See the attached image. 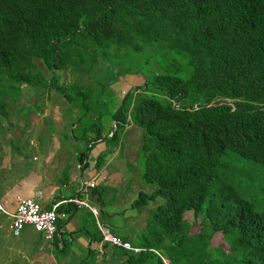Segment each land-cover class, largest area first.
<instances>
[{"label": "trees", "instance_id": "1", "mask_svg": "<svg viewBox=\"0 0 264 264\" xmlns=\"http://www.w3.org/2000/svg\"><path fill=\"white\" fill-rule=\"evenodd\" d=\"M159 48L160 71L137 68L143 83L102 113L113 132L85 125L111 141L129 123L142 131L148 190L134 207L148 217L122 240L144 249L113 254L119 264H264V197H248L234 177L249 162L264 170V0H0V116L21 109L23 89L43 98L55 87L70 102L64 72L81 82L115 63L98 84L109 87L135 72L126 53Z\"/></svg>", "mask_w": 264, "mask_h": 264}, {"label": "crops", "instance_id": "2", "mask_svg": "<svg viewBox=\"0 0 264 264\" xmlns=\"http://www.w3.org/2000/svg\"><path fill=\"white\" fill-rule=\"evenodd\" d=\"M49 92L44 94L47 98L43 99L44 110L39 106L27 116L20 114L23 123L9 126L19 129L13 138L19 144L16 151L0 138V203L5 211L12 213L16 209V196L33 197L40 190L44 207L60 203L56 231L47 239L32 226L25 225L14 235L9 228L10 216L0 210V264H89L90 261L119 264L124 256L113 254L115 247L102 243V236L100 241H95L92 234L97 231L101 235L98 227L101 224L120 239L134 240L145 224L146 205L134 207L136 198L148 190L142 183L138 164L142 131L134 123L126 124L116 141L104 137L94 139L95 131L87 132L85 126L75 136L73 129L79 128L78 123L75 126L70 123L68 133L45 131L44 121L49 115L58 122L59 128L62 125L60 111L52 103H66L59 93ZM105 118L102 129L107 132L115 122L109 116ZM34 129L39 135L23 138ZM127 133L133 140L131 145H124ZM126 163L133 168L124 174ZM71 197L87 201L96 208L97 214L87 207L65 202Z\"/></svg>", "mask_w": 264, "mask_h": 264}, {"label": "rangeland", "instance_id": "3", "mask_svg": "<svg viewBox=\"0 0 264 264\" xmlns=\"http://www.w3.org/2000/svg\"><path fill=\"white\" fill-rule=\"evenodd\" d=\"M163 51L161 48L157 49V50H151V51H144V52H139L137 54H129L126 53L125 55V61H124V68H128V63L133 61V65L135 66V72H133V75L131 76H125V77H121L119 80L117 81H110L112 83H110L111 87L109 86H105V87H101L99 84V82H104L107 79H110L113 77L115 69H113L112 66H115V63L111 64V67L107 70L105 69V67H107V64H100L96 70L101 74V76L98 78V74L96 73H92L91 75H86L84 76V78L82 79L83 81H79V77H76V74L71 75L70 72H64L62 73L63 75V79L61 81H65L66 83L70 84V86H68L67 88H65V93H67V96H65L66 101L70 102H66L63 105L58 104V103H52L51 106L53 107H58L59 112V117L61 118V122L62 125H58V122L52 117V116H47L45 117V131H49V132H59L60 134L62 133H68L69 131V127H70V123L74 122V126L75 124L78 126L79 128L75 127L73 129L74 135L77 136L81 133L82 130V126H87L89 125L88 122L95 120L96 122H102V126H104V124H106V118L109 115H105L106 113L102 114L106 109L107 106H109L110 112L113 111L112 109H114V107H116L120 101L121 98L124 96L125 92L131 88L132 85H135L137 82L138 83H143V78L142 77H137V72L139 68V70L141 71V74H139L140 76L143 74L145 76L152 74L155 71H160V69H158V65L157 63H155L156 60H161V58H164L162 55ZM184 62V60H183ZM41 66V65H40ZM42 67V66H41ZM121 75L123 74L122 72L120 73ZM109 78H108V77ZM99 79V80H97ZM60 82V81H58ZM61 83V82H60ZM77 85V87H76ZM55 92L56 88L53 87ZM105 90V92L102 94L100 93V89ZM24 93H23V98H21L19 101V103L21 105H19V107L21 108L20 110H18L17 107L14 108H8L6 111V114H3L2 116H0V138H2L3 141H6V144L11 147L12 151H16V147L19 146V144H17L14 141V136L15 134H17V132H19L18 128H9L10 125H18V123L22 124L23 123V119L20 117V112H27L29 110H32L34 112L37 111V109L39 108V106H45L46 102L43 101V99H47L46 97L44 98H32L30 97V95L33 93V91H30L28 89H23ZM107 90V92H106ZM116 93L114 95L113 93ZM106 93H108L106 95ZM30 98V99H29ZM101 100L103 102H100L98 100ZM110 103V105H109ZM113 104V105H112ZM43 106V110L45 109V107ZM9 111V113H8ZM22 112V113H23ZM87 115L83 117V113H86ZM27 115V114H26ZM24 115V116H26ZM41 116V115H39ZM81 118V119H80ZM22 119V120H20ZM80 119V121H79ZM105 119V120H104ZM24 120L27 122L29 120L28 117L24 118ZM36 120H38V117L36 118ZM16 123V124H14ZM37 123V121H36ZM85 126V127H86ZM25 132V131H24ZM93 133V132H92ZM48 134V133H47ZM54 134V133H53ZM138 136H141L140 133H137ZM8 135V136H7ZM33 135H39L38 131L36 129L33 130L32 133H25V135L23 136V138H27ZM13 140H12V139ZM142 138V136H141ZM124 145L127 144H132L133 140L130 138L129 134L127 133L124 137ZM130 141H132L130 143ZM136 142V140H135ZM140 143H143V140H140ZM136 143L133 144V147H136ZM141 146L139 145V160H138V164L140 165L139 171H140V175L143 169V157L141 156ZM245 161V160H244ZM247 162V161H246ZM250 166V170H239L237 169L236 173L234 174V177L236 180H239L241 182V187L244 188L247 192V196L250 198H255V199H260L262 197H264V170H261L258 167H255L253 164H251L249 162ZM130 165L132 164H127L126 163V168L123 169V173H129L131 172V169L133 167H130ZM25 171H27V167L24 168ZM13 172L15 173L16 171ZM21 172V170L19 171ZM128 175V174H127ZM127 188L130 187V185L127 183L126 184ZM116 198V201L118 200V196L117 194L114 195ZM162 198H157L155 200V202L157 201H162ZM148 206H153L155 203L153 200H148L147 201ZM186 216L189 219H193V213L187 212ZM147 220V219H146ZM122 240V239H121ZM132 245V244H131ZM134 246V245H133ZM89 264H98L96 261H90ZM169 264V262H168Z\"/></svg>", "mask_w": 264, "mask_h": 264}, {"label": "built area", "instance_id": "4", "mask_svg": "<svg viewBox=\"0 0 264 264\" xmlns=\"http://www.w3.org/2000/svg\"><path fill=\"white\" fill-rule=\"evenodd\" d=\"M93 186V183H90ZM42 191L37 190L33 197L16 196V209L12 213H8L0 203V210L7 213L10 216L11 222L9 228L14 235H18L25 225L32 226L35 230L41 232L45 238L51 239L56 231V220L58 217V207L60 203H54L50 207H44L41 204ZM65 202H71L78 207L84 206L89 210L97 214L95 207L91 206L87 201H84L78 197H71ZM102 243L108 244L112 247H122L124 249L139 253L144 248L133 246L127 241L121 240L119 237L113 235L108 229L98 224ZM164 263L168 264L165 259Z\"/></svg>", "mask_w": 264, "mask_h": 264}, {"label": "water", "instance_id": "5", "mask_svg": "<svg viewBox=\"0 0 264 264\" xmlns=\"http://www.w3.org/2000/svg\"><path fill=\"white\" fill-rule=\"evenodd\" d=\"M113 124H115V123H113ZM113 127H114V126H113ZM113 127H112V130H111L112 132H113Z\"/></svg>", "mask_w": 264, "mask_h": 264}]
</instances>
